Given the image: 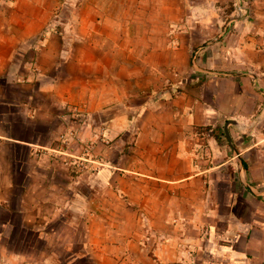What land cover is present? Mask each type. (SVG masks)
Here are the masks:
<instances>
[{
  "label": "crops",
  "instance_id": "crops-1",
  "mask_svg": "<svg viewBox=\"0 0 264 264\" xmlns=\"http://www.w3.org/2000/svg\"><path fill=\"white\" fill-rule=\"evenodd\" d=\"M158 1L0 0V227L32 233L9 259L52 264L56 229L82 224L93 264H264V49L241 27L158 52ZM76 98L80 130L93 138L99 113L115 144L82 157L99 165L81 180L34 153Z\"/></svg>",
  "mask_w": 264,
  "mask_h": 264
},
{
  "label": "rangeland",
  "instance_id": "rangeland-1",
  "mask_svg": "<svg viewBox=\"0 0 264 264\" xmlns=\"http://www.w3.org/2000/svg\"><path fill=\"white\" fill-rule=\"evenodd\" d=\"M61 1V0H60ZM168 7L172 9L170 17H162L161 14L151 19L155 26H168L166 32H158L155 36L157 43H160L158 52L164 51V42L166 41L171 47L178 46V40L187 35L192 42L207 43L219 41L227 35L229 30H235L242 27L247 28L244 34L252 36V46L254 49H264V32L259 29L264 17L261 12L264 11V0H168ZM165 3V2H164ZM160 0L157 3L158 9L161 8ZM72 7L66 5L63 12L67 13ZM213 13H216L214 16ZM63 15V14H62ZM63 16L53 18V24ZM144 20V19H143ZM166 22V23H165ZM143 23V21L141 22ZM145 28L148 29V25ZM46 32L41 33V38L46 37ZM230 55V54H228ZM227 55V56H228ZM159 62H162L158 60ZM194 61H191V71H197ZM168 72L176 75L177 67L169 64L157 68V73ZM146 92L137 95V99L142 98ZM125 104H130L131 99H127ZM89 108V103L85 99H73L69 102H63L60 108L54 107L57 111L58 118L63 121V125L52 134L49 139L51 146H38L35 148V154L39 157L49 158V165L58 171L59 175H72L76 180L84 178L85 173L92 169L93 165H99L95 162L86 160L82 157L99 158L107 152L105 149L115 148L113 140L103 138L104 124L101 114L94 116V121L98 127L95 136L89 137L79 128V124L85 119V113ZM261 115H264L261 114ZM46 132V131H45ZM104 153V154H103ZM67 179V178H64ZM69 179V178H68ZM99 208V207H98ZM105 212H109L110 208L105 206L102 208ZM1 217L5 218V213H1ZM68 216V213L66 214ZM90 216V215H88ZM59 217V216H58ZM57 220L51 221L47 226L49 229H56ZM29 228L23 230L19 227H0V264H29L40 263L41 255L37 258L34 254L28 255L26 261H20L14 258L9 259L6 256V246L10 250L20 251L28 249V242L32 234ZM86 229L82 224L77 227L75 233H71L68 226H62L56 229L55 234H60L61 243H51L48 249H51L52 264H93L95 258L88 257L85 250H82V242ZM76 234V236L74 235ZM18 238V239H17ZM17 239V241H15ZM68 240V241H67ZM72 240L70 243L69 241ZM41 244V243H40ZM38 243L33 244L31 250L37 251L40 246ZM32 245V244H31ZM70 253L77 254L70 256Z\"/></svg>",
  "mask_w": 264,
  "mask_h": 264
}]
</instances>
